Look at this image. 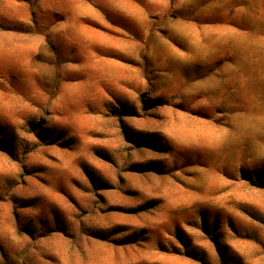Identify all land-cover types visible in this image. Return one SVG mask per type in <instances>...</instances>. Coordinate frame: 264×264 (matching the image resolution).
<instances>
[{
  "label": "rangeland",
  "instance_id": "rangeland-1",
  "mask_svg": "<svg viewBox=\"0 0 264 264\" xmlns=\"http://www.w3.org/2000/svg\"><path fill=\"white\" fill-rule=\"evenodd\" d=\"M81 81L0 76V264H264V107Z\"/></svg>",
  "mask_w": 264,
  "mask_h": 264
},
{
  "label": "crops",
  "instance_id": "crops-1",
  "mask_svg": "<svg viewBox=\"0 0 264 264\" xmlns=\"http://www.w3.org/2000/svg\"><path fill=\"white\" fill-rule=\"evenodd\" d=\"M237 2L240 7L232 9ZM251 4L46 0L36 9L26 3L7 7L0 11V76L29 81L36 92L50 80L74 78L82 79V87L106 81L130 95L140 94L151 80L164 88L184 79L190 80L189 94L212 104L216 94L232 87L221 103L231 109L244 102L248 113L238 118L247 126V116L262 119L264 107L260 99L246 106L253 94L263 93L258 88L264 82V8Z\"/></svg>",
  "mask_w": 264,
  "mask_h": 264
},
{
  "label": "bare ground",
  "instance_id": "bare-ground-1",
  "mask_svg": "<svg viewBox=\"0 0 264 264\" xmlns=\"http://www.w3.org/2000/svg\"><path fill=\"white\" fill-rule=\"evenodd\" d=\"M195 2H196V0H195ZM198 2V1H197ZM195 4H197V3H195ZM198 10V9H197ZM207 10V9H206ZM204 12V11H203ZM203 12H202V14H203ZM201 14V13H200ZM186 15V14H185ZM188 15V14H187ZM199 15V14H198ZM185 18H187L186 16H185ZM182 21V20H181ZM83 27V26H82ZM84 28V27H83ZM185 32V31H184ZM95 33V32H94ZM86 36V35H85ZM103 36V35H102ZM70 37V36H69ZM82 37H83V35H82ZM107 37H109V36H107ZM112 38V37H111ZM104 39H105V37H104ZM182 39V38H181ZM102 40V39H101ZM111 40V39H110ZM106 41V40H105ZM112 41V40H111ZM118 42V41H117ZM125 43V42H124ZM113 44V43H112ZM87 48V47H86ZM189 48H190V46H189ZM85 51V50H84ZM87 51V50H86ZM83 53V52H82ZM191 53H192V51H191ZM195 53V52H194ZM176 56V55H175ZM181 56V55H180ZM186 56V55H185ZM175 58V57H174ZM183 59H184V56H183ZM191 59V58H190ZM175 60V59H174ZM179 60H181V58L179 59ZM188 60V59H187ZM190 61V60H189ZM188 61V62H189ZM185 62H186V60H185ZM190 63V62H189ZM100 65V64H99ZM171 66L173 65V64H170ZM104 66H106V65H104ZM113 66V65H112ZM176 67V66H175ZM102 68V67H101ZM103 68H105V67H103ZM170 68V67H169ZM177 68V67H176ZM107 72V71H106ZM109 73V72H108Z\"/></svg>",
  "mask_w": 264,
  "mask_h": 264
},
{
  "label": "trees",
  "instance_id": "trees-1",
  "mask_svg": "<svg viewBox=\"0 0 264 264\" xmlns=\"http://www.w3.org/2000/svg\"><path fill=\"white\" fill-rule=\"evenodd\" d=\"M146 137H147L148 139H146V141H145V145H149V146L154 147L152 136H151L150 134H147Z\"/></svg>",
  "mask_w": 264,
  "mask_h": 264
}]
</instances>
